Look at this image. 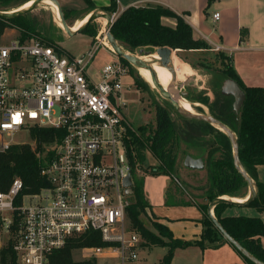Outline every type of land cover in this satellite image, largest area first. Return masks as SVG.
Returning a JSON list of instances; mask_svg holds the SVG:
<instances>
[{
	"label": "built area",
	"instance_id": "obj_1",
	"mask_svg": "<svg viewBox=\"0 0 264 264\" xmlns=\"http://www.w3.org/2000/svg\"><path fill=\"white\" fill-rule=\"evenodd\" d=\"M112 15L113 22L118 13ZM212 19L218 20L219 12ZM5 29L0 31V152L22 144L13 140L17 132L62 131L60 140L45 148L53 150L40 169L47 187L23 195L17 204L20 178L0 191V232H10L14 215L19 216L12 244L18 264H44L69 238L89 230L106 243L93 247L94 255L107 251L121 264L136 258L141 239L126 225L130 201L122 184L131 169L121 99L127 65L107 46L102 26L90 47L76 55L36 38L6 40Z\"/></svg>",
	"mask_w": 264,
	"mask_h": 264
},
{
	"label": "trees",
	"instance_id": "obj_2",
	"mask_svg": "<svg viewBox=\"0 0 264 264\" xmlns=\"http://www.w3.org/2000/svg\"><path fill=\"white\" fill-rule=\"evenodd\" d=\"M11 1H20V5L26 2V0H0V7ZM109 7L104 9L109 10ZM162 17L173 18L175 25L164 24L161 21ZM5 26L13 27L21 38H36L48 44L54 43L50 30L42 29L29 18L28 13L9 19L1 18L0 31ZM88 26L83 32L88 29ZM110 32L128 51L140 48L153 50L167 46L181 50L206 49L213 52L215 57L225 54L221 50H212L204 39L195 38L192 27L181 16L161 5L130 6L122 10L112 22ZM119 58L123 64H128L125 59ZM225 59L226 57L223 61L225 69L223 67L224 70L213 71L217 82V86L213 88V102L209 103V98L200 94L189 93L186 99L191 103L198 102L206 106L208 114L219 119L235 133L240 163L257 187L256 196L247 205L264 211V183L259 182L256 177V166L264 164V87H250L241 84L230 64V58L228 57L229 63ZM225 78L234 79L245 94L244 102L237 114L232 110L233 98L220 93V84ZM163 102L164 105L157 106L152 123L141 125L137 130L128 128L124 137L132 177V195L129 196L130 202L126 208V217L130 222L129 228L139 235L140 245L167 247V251L158 264H170L176 248L189 245H197L200 248L216 247L225 241L207 216V205L217 196L239 197L243 195L245 197L248 186L242 175L234 168L231 142L224 133L204 121L178 115L167 101L163 100ZM196 108L198 112L204 113L201 106ZM61 136V129L33 127L29 131V137L34 145L31 143L13 144L7 150L0 152V191H6L15 177L20 178L23 187L15 198V204H17L23 195L37 193L47 187L48 182L40 175V169L43 160L50 159L53 150L45 151V148L51 143H57ZM181 142L185 145L184 150L190 149L192 144L207 142L206 157L205 160L203 159L206 173L203 197L207 203L199 206L204 214V227L199 239L195 241L175 239L172 243H164V236L168 239L172 238L171 231L167 227L157 225L155 228L158 233H154L143 224L139 217L140 214H144L145 208H148L150 203L143 191L144 177H138L135 169L139 168L141 162L144 161V152H148L158 160V171L153 169L148 173L151 175L164 174L170 179L174 178L177 145ZM186 155L200 157L201 154L193 155L187 151L184 157ZM227 206L230 204L218 203L214 206L213 214L216 220L233 239L264 263V248L259 242V236L264 234L263 222L256 217L223 215V210ZM18 220L19 216L15 214L11 225L12 233L18 229ZM12 244L13 239H8L7 243L0 248V264H18ZM104 245L106 243L101 240L99 232L89 230L69 238L63 247L47 256L44 264H96V259L93 257L74 260L72 252L79 248ZM243 259L248 264H253L245 257Z\"/></svg>",
	"mask_w": 264,
	"mask_h": 264
},
{
	"label": "crops",
	"instance_id": "obj_3",
	"mask_svg": "<svg viewBox=\"0 0 264 264\" xmlns=\"http://www.w3.org/2000/svg\"><path fill=\"white\" fill-rule=\"evenodd\" d=\"M25 1V0H21ZM31 0H26L25 3ZM62 10L78 13V19L70 26L74 28L89 12L98 8L108 7L115 3L117 10L122 11L130 6H155L161 5L181 16L193 30L195 38L205 39L209 44H216L230 58V64L241 84L250 87H264V0H57ZM24 3V4H25ZM21 4L20 6H22ZM18 6V7H20ZM91 9V10H90ZM219 12V19L214 21L212 13ZM164 24L174 26L175 20L162 17ZM14 35L18 32L5 26ZM90 37V43L93 39ZM207 37V39L205 38ZM60 43L59 46L66 53H70ZM106 55L101 56L104 62ZM148 175V174H146ZM164 175V174H162ZM146 176H144L145 178ZM256 177L264 183V164L256 166ZM160 187L143 191L152 208L164 217V223L171 231L174 238L189 240L200 233L198 224L203 212L196 205H187L173 200L172 204L166 203L170 177L163 176ZM172 194V193H171ZM228 196V195H222ZM231 197V196H229ZM173 198V197H172ZM232 199L238 197H231ZM242 201L245 197H239ZM182 200V199H181ZM170 209L181 210L183 213L170 215ZM169 210V211H170ZM223 215L245 216L259 218L264 224V211H259L249 205H230L223 210ZM259 242L264 248V234L259 236ZM147 247V246H144ZM178 259L181 261L178 262ZM170 264H248L246 260L230 245L222 241L216 247L200 248L189 245L174 250Z\"/></svg>",
	"mask_w": 264,
	"mask_h": 264
},
{
	"label": "rangeland",
	"instance_id": "obj_4",
	"mask_svg": "<svg viewBox=\"0 0 264 264\" xmlns=\"http://www.w3.org/2000/svg\"><path fill=\"white\" fill-rule=\"evenodd\" d=\"M20 6V1H11L3 4L0 7V11H13ZM110 12H117L118 14L121 12L117 10L116 5L112 2L109 5ZM108 10V11H109ZM63 15L65 14V21L67 25L72 26L76 20L79 18L78 13H70L62 10ZM29 18L34 20L42 29L50 30L52 33V39L54 43H60L65 49L70 51L72 54H80L85 52L90 47V37L95 36L97 31L101 27L102 19L93 20L88 29L85 32H78L75 35L67 36L60 27V20L58 23L55 21L54 12L44 4L37 6L35 9L28 13ZM16 33V32H14ZM14 33H11L10 30H6L4 34V39L11 37ZM7 40V39H6ZM58 44V45H60ZM172 49V48H171ZM126 50V49H125ZM128 51V50H126ZM153 52L155 49L152 50ZM130 54L134 55L136 58L140 59V55H138V49L134 51H128ZM172 52L178 58V61L181 64H188L193 70V74L184 79V81H178L175 79L173 83L175 87V91L178 95L183 97L181 93H189L191 94H200L202 96H206L209 98L208 102L211 103L214 100L213 88L217 86V82L213 76V71H220L223 69L225 60L228 62V55L224 54L220 57L214 56L209 50L200 49V50H181V49H172ZM118 57V56H117ZM119 58V57H118ZM128 74L129 76L124 77L123 82L126 83L125 88L121 91V99L125 103L123 107V114L126 121L129 124V129L137 130V128L141 125H148L152 123L154 120V116L157 110V106L164 105L163 99L159 96V94L155 91L154 88L156 86L149 84L139 73L137 67L127 64ZM225 69V67H224ZM223 69V70H224ZM162 77V76H161ZM165 84L167 83V77H165ZM173 87V86H172ZM161 93H164V90L159 87ZM189 104L191 110L198 112L196 107H202L204 114H208V110L206 106L195 102H189L186 97H183ZM200 113V112H199ZM13 140L21 143H31L30 137L26 131L17 132L13 136ZM207 146V142L201 144H192L191 148L188 150L185 149V145L181 142L177 145V153L175 156V168H174V178H172L168 185V196L166 198V203L172 204L175 199L176 202L183 201L184 198L187 199L185 202L187 205H196L200 206L201 204L207 203L206 199L203 197L204 195V187L206 186V173L204 167L200 170L198 169H188L183 165L184 153L189 151L193 155L201 154L205 160V147ZM176 149V148H175ZM203 154V155H202ZM144 161L141 162L139 168L135 169V174L138 177H144V186L147 189H152L153 187H160V184L163 182L164 178L162 174L151 175L150 172L153 169L157 170L158 160L153 158L148 152H144ZM215 157H217L215 155ZM149 172V173H148ZM157 173V172H156ZM148 174V175H146ZM172 193V194H171ZM248 194V188H247ZM173 197V198H172ZM239 197H243L239 196ZM238 197V198H239ZM182 199V200H181ZM130 200V198H129ZM170 209L166 208V211L170 213L171 216L173 214L183 213L181 210H173L171 212ZM143 222V224L153 231L154 233H158L155 226L159 225L161 227H167L164 223V217L158 213L157 210L152 208L150 205L148 208H145L144 214H140L139 216ZM203 221L204 214H202L199 219L200 233L193 239L183 240L180 238H174L172 235L171 239L167 237H163L164 243H172L175 239H180L182 241H195L199 239L201 231L203 229ZM129 220L126 217V225L129 227ZM14 233L11 231L0 232V242L4 246L8 239H13ZM93 247L88 248H79L75 249L72 252V258L74 260H81L86 258H95L96 264H121L120 260L107 251H103L102 254L94 255ZM167 251V247L161 246H147L144 247L141 245L136 251V258L132 260H125L123 264H158L159 260ZM181 259H178V262Z\"/></svg>",
	"mask_w": 264,
	"mask_h": 264
},
{
	"label": "water",
	"instance_id": "obj_5",
	"mask_svg": "<svg viewBox=\"0 0 264 264\" xmlns=\"http://www.w3.org/2000/svg\"><path fill=\"white\" fill-rule=\"evenodd\" d=\"M58 8V14L60 16V27L63 30V32L67 36H72L75 35L78 32H83V30L93 21L95 20L101 13H105L107 15L108 21L105 25V30H106V36L108 39V42L112 46V49L114 53L118 57H122L125 59L128 63L135 67H145L150 71V74L152 76V79L156 85L155 91L159 94V96L167 101L175 110V112L188 119H194V120H199V121H204L214 128L218 129L222 133H224L228 139L231 142V147H232V160H233V165L234 168L237 170L238 173L242 175V177L245 179L247 182L248 186V196L242 200V201H236L232 199L229 196H217L214 199H212L206 209L207 216L212 220L214 223L215 227L218 229V231L221 233L223 239L230 243L243 257L248 259L250 262L253 264H264L262 261L258 260L255 256H253L249 251H247L240 243H238L235 239H233L220 225V223L216 220L214 214H213V208L215 205L218 203H227L230 205H247L255 196L257 193V187L254 182V180L247 174V172L243 169L239 157H238V141L235 133L228 128L224 123H222L219 119L215 118L214 116L210 114H204V113H199L191 109H187L183 106H181L174 98L172 91L170 87L173 85L175 82V75L170 67V55L172 53V49L167 47V46H162L158 47L155 49L153 52L150 49H145V48H140L138 49V55L140 56H147V60L139 59L136 58L134 55L130 54L128 51H126L119 43L118 41L112 36L110 32V27L112 25V12L104 9V8H98L94 9L88 14H90L89 18L87 21L83 24L77 27L75 30H71L70 26L67 25L62 9L58 4L57 0H53ZM31 3L18 10V11H0V18L2 19H9L12 17L20 16L29 13L33 9H35L37 6L44 4V0H31ZM153 54H156L155 57ZM159 59L162 66L166 69H168L171 73V78L169 81V84L166 89V95L163 96L159 87H158V81L156 78V74L154 70L152 69L150 63L151 61ZM171 85V86H170ZM220 93L224 96H231L233 98L232 101V110L234 111L235 114L238 113L239 109L241 108L244 99H245V94L243 90L240 88L238 83L231 78H225L221 84H220ZM183 97H186V93H181ZM183 165L188 168V169H202L204 167V160L202 157H192L190 155H186L183 159ZM123 186L125 187L124 193L127 196L132 195V177L131 173H128L126 177L123 179L122 182Z\"/></svg>",
	"mask_w": 264,
	"mask_h": 264
},
{
	"label": "bare ground",
	"instance_id": "obj_6",
	"mask_svg": "<svg viewBox=\"0 0 264 264\" xmlns=\"http://www.w3.org/2000/svg\"><path fill=\"white\" fill-rule=\"evenodd\" d=\"M31 2H27L25 4H23L22 6L18 7L17 9L13 10V11H18L26 6H28ZM44 5H47L55 14V21L58 23V20H60V16L58 14V8L55 4V2L53 0H44ZM11 12V11H9ZM90 14H87L85 17L82 18V20L74 27V28H70L71 30H75L77 27H79L80 25H83L87 19L89 18ZM97 19H102L101 21V26L105 27L108 18L107 15L105 13H101ZM107 46L112 49V46L110 45V43L106 40ZM113 50V49H112ZM156 54H153V56L155 57ZM140 59L143 60H147V56H140ZM152 69L154 70L155 74H156V78L158 81V87H161L164 90V93H162L163 96L166 95V89L167 86L169 84L170 78H171V73L168 69L164 68L160 62L159 59L151 61L150 63ZM170 67L175 75V79L178 81H184V79H186L187 77H189L190 75H192L194 72L191 69V67L188 64H181L178 61L177 56L175 55L174 52L171 53L170 55ZM140 75L149 83L152 84L154 86L155 83L152 79V76L150 74V71L148 69H146L145 67H138L137 68ZM162 76V77H161ZM165 77H167V83L165 84ZM171 86V85H170ZM173 86V87H172ZM170 87L171 91H175V87L174 85H172ZM175 100L183 107L190 109L188 102L181 97L180 95H178L176 92L172 93ZM248 196V194L245 196V198ZM236 200H239L238 198H234Z\"/></svg>",
	"mask_w": 264,
	"mask_h": 264
}]
</instances>
